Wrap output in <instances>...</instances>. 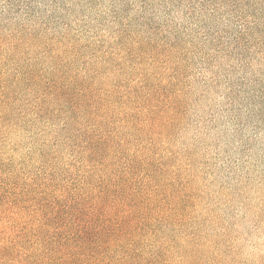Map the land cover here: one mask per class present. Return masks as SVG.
I'll list each match as a JSON object with an SVG mask.
<instances>
[{
  "label": "rangeland",
  "instance_id": "1",
  "mask_svg": "<svg viewBox=\"0 0 264 264\" xmlns=\"http://www.w3.org/2000/svg\"><path fill=\"white\" fill-rule=\"evenodd\" d=\"M118 222L264 264V0H0V251Z\"/></svg>",
  "mask_w": 264,
  "mask_h": 264
},
{
  "label": "trees",
  "instance_id": "2",
  "mask_svg": "<svg viewBox=\"0 0 264 264\" xmlns=\"http://www.w3.org/2000/svg\"><path fill=\"white\" fill-rule=\"evenodd\" d=\"M99 225L91 237L94 242L87 227H82L73 245L60 239L54 245L46 243L42 249L25 252L19 251L14 241L10 247L2 248L0 255L11 260L20 258L18 264H166L160 249L145 253L122 222L112 229Z\"/></svg>",
  "mask_w": 264,
  "mask_h": 264
}]
</instances>
